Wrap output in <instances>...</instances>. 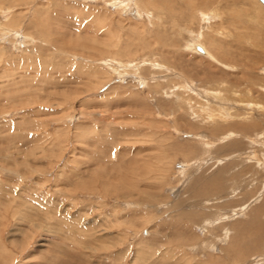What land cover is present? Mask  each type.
I'll return each mask as SVG.
<instances>
[{
    "label": "rangeland",
    "instance_id": "obj_1",
    "mask_svg": "<svg viewBox=\"0 0 264 264\" xmlns=\"http://www.w3.org/2000/svg\"><path fill=\"white\" fill-rule=\"evenodd\" d=\"M182 1L0 0V264H238L234 239L264 263L233 227L264 228L255 6L221 7L215 49L213 7Z\"/></svg>",
    "mask_w": 264,
    "mask_h": 264
},
{
    "label": "bare ground",
    "instance_id": "obj_2",
    "mask_svg": "<svg viewBox=\"0 0 264 264\" xmlns=\"http://www.w3.org/2000/svg\"><path fill=\"white\" fill-rule=\"evenodd\" d=\"M151 2L153 1V0H150ZM159 4H161L164 0H156ZM169 1H170V3L172 2V1H174V3H175V0H167V2L169 3ZM178 1H180V0H178ZM186 2H187V4H195V5H200L199 6V9L200 8H203V7H205L206 9H208V8H210V10L212 9L211 7H213V13H215L216 14V17L215 18H217L218 17V21L219 22H217V23H215V24H217L216 26H213L212 25V27H211V22H210V27L209 26H207L206 28H207V30H213V32H215V34L213 35V36H211V40H212V42H213V45H214V47H215V49H216V43L219 41L216 37H218V36H220V37H223L226 33H225V31L227 30V27H225V22H226V20H229L230 18H232V17H229V15H225V12H227L226 10H225V12L223 11V9L221 8L222 6H226V7H223V8H227V10H229V12L231 11L232 13H234V15H235V13H236V9L234 8L236 5H237V1L238 0H185ZM184 0L181 2V5H183V4H185L186 5V2H185ZM198 1V2H197ZM252 3H253V5L255 6V7H253L254 9L252 10V12L254 13L253 14V16H251V17H253V18H255V21H256V23H255V25L258 27V30L256 29V30H251L250 29V27L249 28H242V30H239L240 31V33L241 34H244L245 35V32H247V35H249L248 36V38L250 37L252 40H254L253 39V37H258L259 38V40H264V9H263V7L259 4V2L257 1V0H250ZM260 1V0H259ZM139 2V1H138ZM138 2H137V4H138ZM144 2V1H143ZM148 2V1H147ZM245 2V1H244ZM261 2V1H260ZM133 3V2H132ZM141 3V2H140ZM179 3V2H178ZM183 3V4H182ZM196 3H198V4H196ZM262 3V2H261ZM145 4V2L143 3V5ZM236 4V5H235ZM263 4V3H262ZM135 5V4H134ZM141 5V4H140ZM154 5L156 6V3L154 2ZM185 5H183L184 6V8H185ZM264 5V4H263ZM136 6V5H135ZM177 6H178V4H177ZM187 6V5H186ZM231 6V7H230ZM144 7H146V6H144ZM143 7V8H144ZM153 7V6H152ZM151 7V9L152 10H154L153 8ZM172 7V6H171ZM187 7H189V6H187ZM198 7V6H197ZM229 7V8H228ZM179 7H177L176 9H178ZM132 9V8H131ZM135 9V8H134ZM134 9H132V10H134ZM199 9L197 10L198 12V19L201 21V17H203L204 15L202 14V12H200L199 11ZM222 9V10H221ZM136 10V9H135ZM193 10V9H192ZM202 10V9H201ZM210 10L208 9L207 10V12H210ZM170 11H171V9H170ZM250 11L251 10H244V12H246V15L248 16V15H250L249 13H250ZM149 12V11H148ZM153 12V11H152ZM169 12V11H168ZM179 12H181V10L179 9ZM182 12H183V10H182ZM195 13H196V10L194 11ZM239 12H242V11H239ZM239 12H237V14H239ZM144 13V12H143ZM142 13V14H143ZM159 13V12H158ZM187 12H185V13H182V14H185V16L187 17V15H189L188 13L186 14ZM204 13V12H203ZM149 14V13H148ZM157 14V13H156ZM167 13H165V15H166ZM170 14V13H169ZM169 14H167V15H169ZM205 14V13H204ZM214 14V15H215ZM141 15V14H140ZM144 15V14H143ZM165 15H163V17H165ZM213 15V14H212ZM211 15V16H212ZM153 16H154V13H153ZM152 16V17H153ZM181 16V18H182V15H180ZM194 16H196V14L194 15ZM156 17V16H155ZM154 17V18H155ZM158 17V16H157ZM177 17H178V15H177ZM183 17H184V15H183ZM204 17H206V16H204ZM214 17V16H213ZM239 18L240 17H243V16H238ZM173 18H175V17H173ZM180 18V19H181ZM187 18H189V17H187ZM208 18V17H207ZM206 18V19H207ZM209 18H212V17H209ZM156 19V18H155ZM176 19V18H175ZM183 19V18H182ZM181 19V20H182ZM185 19V18H184ZM191 19V18H190ZM189 19V20H190ZM197 19V20H198ZM214 19V18H213ZM8 20V19H7ZM10 20H12V21H14V18L12 17ZM9 20V21H10ZM177 21H178V18L176 19ZM186 20V19H185ZM198 20V21H199ZM211 19H209V21H210ZM215 20V19H214ZM156 21L158 22V19H156ZM155 21V22H156ZM180 21V20H179ZM184 21V20H183ZM208 21V20H207ZM231 21V20H230ZM154 22V23H155ZM167 22V21H166ZM169 22H170V20H169ZM175 22V21H174ZM180 22H182V21H180ZM190 22H192V20L190 21ZM11 23V22H10ZM164 24H165V21L163 22ZM176 23V22H175ZM179 23V22H178ZM178 23H176V24H178ZM184 23H185V21H184ZM187 23V22H186ZM202 23H203V20H202ZM213 23H214V21H213ZM160 24H161V22H160ZM160 24H159V26H160ZM171 24V23H170ZM204 24V23H203ZM14 25V24H13ZM174 25V24H173ZM181 24H179L178 26L179 27H181L180 26ZM162 26V25H161ZM169 26V25H168ZM183 26H186L185 24L183 25ZM183 26L181 27V29L183 28ZM188 26V25H187ZM205 26H206V24H205ZM233 26V25H232ZM175 27V26H174ZM204 27V26H203ZM213 27H214V29H213ZM158 28V27H157ZM166 28H167V26H166ZM170 28H172V26H170ZM170 28H167L169 31H170ZM159 29V28H158ZM184 29V28H183ZM190 29V28H189ZM201 29H202V27H201ZM201 29H200V33L197 35L196 34V36L194 35V34H192V35H194L195 37H198V38H200V40H196L197 41V43H199L200 41H201V39L202 40H205V36H207V35H203V34H205V33H207L208 31H205L204 29H202L203 31H205V32H203V31H201ZM230 29V28H229ZM174 30V29H173ZM175 30H176V28H175ZM174 30V31H175ZM180 30V29H179ZM188 30V29H187ZM190 30H192V29H190ZM231 30V29H230ZM232 31V30H231ZM180 32V31H179ZM184 32H186V30L184 31ZM210 32V31H209ZM208 32V33H209ZM259 32H260V35H259ZM165 33H166V30H165ZM171 32H169V34H170ZM167 34V33H166ZM213 34V33H212ZM211 34V35H212ZM227 34H228V32H227ZM262 34V35H261ZM159 35V34H158ZM163 35H165V34H163ZM173 35H174V32H173ZM156 37H158L157 36V34L155 35ZM154 36V37H155ZM160 36V35H159ZM191 38L190 39H193L192 38V36L191 35H189ZM231 36V35H230ZM219 37V38H220ZM225 37V36H224ZM223 37V38H224ZM232 37V36H231ZM160 40H163V39H161L160 37H158ZM158 38L156 39V40H158ZM165 38V37H164ZM230 38V37H229ZM249 38V39H250ZM258 38L256 39L255 38V40H258ZM155 39V38H154ZM172 39V38H171ZM222 39V38H221ZM221 39H220V41H221ZM156 40H155V43H156ZM159 40V41H160ZM174 40V39H173ZM172 40V41H173ZM194 40V41H195ZM207 40V39H206ZM225 40V39H224ZM223 40V41H224ZM227 40H228V38H227ZM246 40V39H245ZM187 41H189V39L187 40ZM191 41V40H190ZM231 42H232V40H230ZM158 42V41H157ZM161 42H163V41H161ZM177 42V41H176ZM229 42V41H228ZM258 42V41H257ZM263 43L264 44V42L263 41H260V43ZM165 43H167V42H165ZM194 43V42H193ZM197 43H195L194 44V49L199 53V54H201V55H208V52L210 53V55L209 56H211V57H213V58H215V60H216V57L214 56L215 54H214V52L208 47V45L206 46L205 44H206V41H204V45L202 44L203 43V41L201 42V44L200 45H196ZM208 43V42H207ZM224 43V42H223ZM236 43V42H235ZM245 43H246V41H245ZM259 43V44H260ZM159 44V43H158ZM168 44H169V42H168ZM176 44V43H175ZM187 44H189V43H187ZM192 44V43H191ZM191 44H189V45H191ZM222 44V43H221ZM257 44V43H256ZM143 45V47L144 46H146L147 45V43H145V45H144V43L142 44ZM210 45V44H209ZM212 45V44H211ZM212 45V46H213ZM229 46L231 45V43H229L228 44ZM227 45V46H228ZM245 45V44H244ZM255 45V44H254ZM148 46V45H147ZM146 46V47H147ZM158 45H156V47H157ZM159 46H161V45H159ZM163 46V45H162ZM174 46V45H173ZM220 46V45H219ZM233 45H231V49L233 48L232 47ZM252 46V45H251ZM107 47V46H106ZM146 47H144V48H146ZM163 47H165L166 49H167V45L165 46V44H164V46ZM163 47H161V50L163 51H165L166 49H164ZM178 47V46H177ZM189 47V46H188ZM191 47V46H190ZM198 47H200V48H202V50H203V52H200V51H198ZM213 47V48H214ZM218 47V46H217ZM221 47V46H220ZM244 48H245V46H243ZM247 47V46H246ZM253 47V46H252ZM255 47V46H254ZM259 47V46H258ZM264 47V46H263ZM110 48V47H109ZM112 48V47H111ZM149 48H151L150 46H149ZM160 48V47H159ZM170 48H172V47H170ZM174 48V47H173ZM222 48H223V45H222ZM261 48V47H260ZM259 48V49H260ZM113 50H114V48H112ZM112 49H111V51H112ZM152 49V48H151ZM153 49H155V47L153 48ZM220 48H218V50H219ZM258 49V48H257ZM263 49V48H262ZM171 50V49H170ZM190 50H191V48H190ZM209 50V51H208ZM214 50V49H213ZM220 50H222V49H220ZM220 50H219V53H220ZM240 50V49H239ZM244 50V49H243ZM245 50H247V49H245ZM244 50V51H245ZM107 51H109V50H107ZM115 51V50H114ZM172 51V50H171ZM175 51V50H174ZM177 51V50H176ZM191 51H193V50H191ZM227 51V50H226ZM231 51V50H230ZM110 52V51H109ZM109 52H107V53H109ZM113 52V51H112ZM222 52V51H221ZM106 53V52H105ZM214 55H213V54ZM215 53H217L218 54V52H217V50H216V52ZM223 53V52H222ZM241 53H243L242 51H241ZM261 53H262V51H261ZM113 54V53H112ZM115 54V53H114ZM246 55H248L249 56V54H247V53H245ZM244 53L241 55V56H243V55H245ZM253 54V53H252ZM255 54V53H254ZM218 55H220V54H218ZM218 55H217V57H218ZM229 55H230V53H229ZM257 55V54H256ZM111 56V55H110ZM113 56V55H112ZM258 56V57H257ZM256 57L258 58V60H254V58L253 57H255V55L254 56H252L250 59H252L253 61L252 62H258V63H263L264 62V54H259V55H257ZM206 57V56H205ZM219 58H220V56H219ZM226 58V57H225ZM241 58V57H240ZM239 58V59H240ZM224 59V58H223ZM222 60V59H221ZM210 62H212V61H210ZM218 62H221L220 60L218 61ZM231 63V62H230ZM256 64V63H255ZM216 65H218V64H216ZM225 65V64H224ZM257 65V64H256ZM227 66V65H226ZM261 81V80H260ZM179 109H181V108H179ZM221 112V111H220ZM215 113V115L213 114V117L214 116H216V115H221V113ZM194 114V113H193ZM199 115V114H198ZM237 123H235V124H232V126H235ZM218 126V125H217ZM237 129H239V131H241V129L242 128H244V129H253L254 127H253V124L252 125H249V126H240V125H238L237 127H236ZM177 147V146H176ZM224 176V175H223ZM234 180V179H233ZM223 182H225V181H220L219 179H216V180H214L212 183H211V187H209L208 189H207V187L206 186H201L200 187V185H198V186H196L195 188H197V190L194 192V194H198L197 196H201V197H203L206 193H207V191H209V190H216V189H218L220 192H222L223 191V189H224V186H223ZM206 191V192H205ZM179 218H181V217H179ZM194 218V217H193ZM192 218V216H190L189 217V220H194ZM188 219V218H187ZM179 222V221H178ZM234 224H236V223H234ZM179 226H183V225H181V224H179ZM235 229L237 228V231H238V234L239 235H241L242 236V239H243V236H246V235H248L249 237H247V238H253L255 241H257V242H259V244L261 243V244H263L264 243V228H259V229H254L253 231H252V227H251V229H250V231H248L249 230V228L248 229H246V227H240L239 226V224H237V225H235V226H233ZM177 228H179V227H177ZM70 229V228H69ZM180 230H182V229H180ZM182 231H184V230H182ZM236 231V232H237ZM183 236V238L188 242V237H185V235L184 234H182L181 233V237ZM231 239V238H230ZM233 240V239H232ZM218 241V240H217ZM241 245V243H240V239H234L233 240V242H232V244L230 245V247H232L231 249H227V250H224V253H226V254H228V255H232V257H233V259H234V262H236V263H238V264H240V263H243L244 261H246L247 260V258H248V255H250V253L249 252H246L243 248L244 247H241L240 246ZM264 245V244H263ZM253 251V250H252ZM227 256V255H226ZM231 257V256H230ZM260 261V260H259ZM258 261V262H259ZM263 263V262H262ZM253 264V263H252ZM264 264V263H263Z\"/></svg>",
    "mask_w": 264,
    "mask_h": 264
},
{
    "label": "water",
    "instance_id": "obj_3",
    "mask_svg": "<svg viewBox=\"0 0 264 264\" xmlns=\"http://www.w3.org/2000/svg\"><path fill=\"white\" fill-rule=\"evenodd\" d=\"M264 4V0H260ZM198 51L203 52L202 48L198 47Z\"/></svg>",
    "mask_w": 264,
    "mask_h": 264
}]
</instances>
